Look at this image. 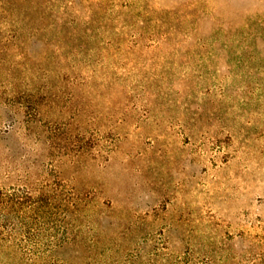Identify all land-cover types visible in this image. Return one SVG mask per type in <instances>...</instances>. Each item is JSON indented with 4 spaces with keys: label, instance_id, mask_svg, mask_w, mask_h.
I'll return each mask as SVG.
<instances>
[{
    "label": "rangeland",
    "instance_id": "obj_1",
    "mask_svg": "<svg viewBox=\"0 0 264 264\" xmlns=\"http://www.w3.org/2000/svg\"><path fill=\"white\" fill-rule=\"evenodd\" d=\"M0 264H264V0H0Z\"/></svg>",
    "mask_w": 264,
    "mask_h": 264
}]
</instances>
